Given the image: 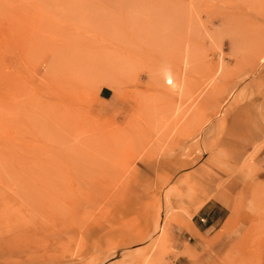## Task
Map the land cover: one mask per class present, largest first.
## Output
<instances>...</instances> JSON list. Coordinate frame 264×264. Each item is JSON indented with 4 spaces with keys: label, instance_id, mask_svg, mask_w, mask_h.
Instances as JSON below:
<instances>
[{
    "label": "rangeland",
    "instance_id": "obj_1",
    "mask_svg": "<svg viewBox=\"0 0 264 264\" xmlns=\"http://www.w3.org/2000/svg\"><path fill=\"white\" fill-rule=\"evenodd\" d=\"M262 124L264 0H0V264H169L209 197L195 264H264Z\"/></svg>",
    "mask_w": 264,
    "mask_h": 264
},
{
    "label": "crops",
    "instance_id": "obj_2",
    "mask_svg": "<svg viewBox=\"0 0 264 264\" xmlns=\"http://www.w3.org/2000/svg\"><path fill=\"white\" fill-rule=\"evenodd\" d=\"M105 91L102 95L105 96ZM105 99V97H102ZM263 125V124H262ZM264 126V125H263ZM263 130L256 131V139L263 134ZM200 192H207L203 189ZM225 204L214 197L205 199L197 213L200 214V221L191 222L189 226H184L183 222H178L172 226V244L168 249L169 264H195L206 261V254L209 250L208 242L219 231L220 227L227 219ZM190 253V255H188ZM196 255L198 261L192 258Z\"/></svg>",
    "mask_w": 264,
    "mask_h": 264
},
{
    "label": "bare ground",
    "instance_id": "obj_3",
    "mask_svg": "<svg viewBox=\"0 0 264 264\" xmlns=\"http://www.w3.org/2000/svg\"><path fill=\"white\" fill-rule=\"evenodd\" d=\"M154 21V20H153ZM263 27V26H262ZM135 36H138V34L137 35H135ZM141 36V35H140ZM139 36V37H140ZM138 37V38H139ZM136 38V37H135ZM125 39V38H124ZM134 38L132 37V40H133ZM140 39V38H139ZM105 50H107L106 48H105ZM129 55V54H128ZM216 83V82H215ZM186 84H185V82H184V84L182 85L183 86V88H184V86H185ZM213 85H214V82H213ZM185 88H186V86H185ZM103 90V89H102ZM184 91V89L182 90V88H181V92H183ZM212 91V90H211ZM140 92V91H139ZM142 92V91H141ZM142 94V93H141ZM139 96V95H138ZM161 96V95H160ZM168 96V95H167ZM220 96V95H219ZM216 97V96H215ZM141 98H143V96H141L140 95V97L137 99V100H135L136 101V105L134 106V114L136 113V115H144V116H146L147 114H145L146 112L148 113V111H149V109H150V105H148L147 104V101H144L143 99H141ZM145 100H147L146 99V97L144 98ZM203 99H205L204 97H203ZM216 99H217V97H216ZM162 100H164L165 102H167V104H166V108H169L170 109V105L172 106L173 105V99H170V101H168L167 100V98H165L163 95H162ZM206 100V99H205ZM204 100V101H205ZM204 101H202V102H204ZM208 101V100H207ZM211 101V100H210ZM207 104V103H206ZM209 104V103H208ZM144 105V106H143ZM168 105V106H167ZM202 105V107H204L203 105L204 104H201ZM174 106V105H173ZM146 107H147V109H146ZM206 107V106H205ZM204 107V108H205ZM211 107V106H210ZM214 107V106H213ZM198 109H199V107H197ZM212 108V107H211ZM171 109H172V107H171ZM150 114V113H149ZM196 114H197V112H196ZM205 116H206V114H205ZM150 117V116H149ZM139 118H141V116L139 117ZM144 118V117H143ZM206 118V117H205ZM145 119V118H144ZM150 120V119H149ZM148 120V121H149ZM148 121H146V122H148ZM172 126V125H171ZM171 129V128H170ZM172 129H173V126H172ZM125 130V129H124ZM139 135V134H138ZM128 137V136H127ZM133 142H135V139L133 140Z\"/></svg>",
    "mask_w": 264,
    "mask_h": 264
}]
</instances>
